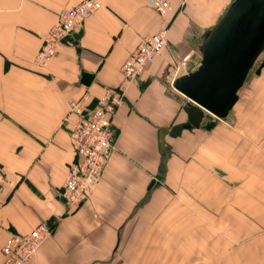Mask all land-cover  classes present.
I'll use <instances>...</instances> for the list:
<instances>
[{
    "label": "crops",
    "instance_id": "1",
    "mask_svg": "<svg viewBox=\"0 0 264 264\" xmlns=\"http://www.w3.org/2000/svg\"><path fill=\"white\" fill-rule=\"evenodd\" d=\"M79 1L0 0V248L10 233L43 222L50 235L35 264H264V63L210 131L201 119L168 134L186 120L171 80L197 66L199 44L233 0H169L164 14L148 0H96L100 7L36 67L42 36ZM159 31L164 45L126 89L95 186L67 207L68 102L94 104L119 82L140 39ZM82 72L92 75L87 85ZM196 131L199 151H190Z\"/></svg>",
    "mask_w": 264,
    "mask_h": 264
},
{
    "label": "built area",
    "instance_id": "2",
    "mask_svg": "<svg viewBox=\"0 0 264 264\" xmlns=\"http://www.w3.org/2000/svg\"><path fill=\"white\" fill-rule=\"evenodd\" d=\"M183 1V0H182ZM158 13L164 14L169 0H148ZM100 7L96 0H80L72 7L59 11L57 20L47 29L34 54L36 67H44L54 55L56 46L71 35L81 19ZM164 45V31L143 36L120 66L121 77L112 88L96 98L92 105L87 100H70L68 110L75 114L71 126V147L74 160L65 168L61 194L67 207H78L91 193L97 178L107 163L112 150L113 118L124 101L130 83L152 62ZM181 59L180 66L186 60ZM50 235L49 227L41 222L26 233H10L0 252L3 264H35L36 255Z\"/></svg>",
    "mask_w": 264,
    "mask_h": 264
},
{
    "label": "water",
    "instance_id": "3",
    "mask_svg": "<svg viewBox=\"0 0 264 264\" xmlns=\"http://www.w3.org/2000/svg\"><path fill=\"white\" fill-rule=\"evenodd\" d=\"M263 47L264 0H233L199 44L197 66L171 80V87L186 99L181 107L186 120L174 123L169 136L197 128L205 113L225 118ZM91 77L82 72L81 83L87 85Z\"/></svg>",
    "mask_w": 264,
    "mask_h": 264
},
{
    "label": "rangeland",
    "instance_id": "4",
    "mask_svg": "<svg viewBox=\"0 0 264 264\" xmlns=\"http://www.w3.org/2000/svg\"><path fill=\"white\" fill-rule=\"evenodd\" d=\"M200 59V55H199V52H198V57H197V60H196V62L194 63V66H192V68H194L195 67V65H197V63H198V60ZM264 60V47H263V49L261 50V52L258 54V56L256 57V59H255V61L253 62V64H252V66H251V68L249 69V71H248V73H247V75H246V77L247 78H245L246 80L248 79V77H250V75H252L253 74V72H254V70H256L257 68H259V67H261V65H263V64H261L262 63V61ZM191 68V67H190ZM191 68V69H192ZM192 71V70H191ZM258 71V70H257ZM245 79H244V81H243V83L244 82H246L245 81ZM242 83V84H243ZM242 87V86H241ZM238 91H239V93L240 92H242V88H239L238 89ZM237 91V92H238ZM180 94V93H179ZM180 97H182L185 101H186V99H185V97L183 96V95H181L180 94ZM170 116V115H169ZM168 116V117H169ZM227 116V115H226ZM168 117L166 116V120H168ZM217 119H219V118H216V117H214V116H212V115H210V114H207V113H205V115L203 116V118H202V128H201V130L202 131H205V132H208V131H210L211 129H212V127H213V125H214V121L215 120H217ZM192 128V127H191ZM197 132L198 131H196V132H191L192 134H190V136H191V138H190V146H189V149H190V151H199L198 149V143H199V138H200V136L197 134ZM199 144H201V143H199ZM201 151V150H200ZM166 152H167V154H166ZM168 152L169 151H162V155H161V157H163V162H162V165H160V168H161V170L159 169V175H158V180L162 183V184H164V187L163 188H160L161 189V191L163 190L164 192H165V194H166V192H167V187L168 186H166V182H168L169 180L166 178V176H165V174H166V171H165V174H164V176H162L163 175V172H164V168H167V170H169V168H168V166H170V165H168L167 163H168ZM165 158V159H164ZM167 162V163H166ZM165 166H167V167H165ZM162 169H163V171H162ZM176 169H177V167H175V169H174V172L176 171ZM176 177H177V175H175ZM163 177V178H162ZM169 190V189H168ZM170 191V190H169ZM160 193V192H159ZM158 193V195L160 196V194Z\"/></svg>",
    "mask_w": 264,
    "mask_h": 264
}]
</instances>
